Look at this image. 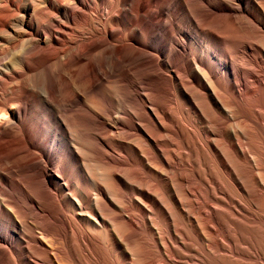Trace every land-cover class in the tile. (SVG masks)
Returning a JSON list of instances; mask_svg holds the SVG:
<instances>
[{
	"label": "bare ground",
	"instance_id": "bare-ground-1",
	"mask_svg": "<svg viewBox=\"0 0 264 264\" xmlns=\"http://www.w3.org/2000/svg\"><path fill=\"white\" fill-rule=\"evenodd\" d=\"M155 3L0 0V264H264V0Z\"/></svg>",
	"mask_w": 264,
	"mask_h": 264
},
{
	"label": "rangeland",
	"instance_id": "rangeland-1",
	"mask_svg": "<svg viewBox=\"0 0 264 264\" xmlns=\"http://www.w3.org/2000/svg\"><path fill=\"white\" fill-rule=\"evenodd\" d=\"M155 4L157 5H154L152 6L150 9H149V13L148 15L144 18L143 20V24L146 26V27H149V28H152L154 26H162V25H167V30L169 31V33L173 36L174 38V41H176L177 43H188V38L185 36V31L188 29V26L187 24L183 23L181 21V17L177 14H168L164 11H161L160 9H157L156 6L159 5V2L161 3L162 0H155ZM180 25V26H179ZM183 28H182V27ZM115 28V29H114ZM113 31L118 35V36H122V32H123V27L122 26H113ZM117 29V30H116ZM64 39V38H63ZM184 39V40H183ZM127 42V43H125ZM119 44H132L134 46H136L138 49H142L143 52L147 53L150 55V57L153 59L154 62H158L160 61L162 58L158 55V53L155 51V50H149L148 48L142 46V45H138L136 43H134L133 41L131 40H127V41H124V42H118ZM145 48V49H143ZM141 50V51H142ZM152 53V54H151ZM48 170H52V166L50 165H47L46 169H44L43 171V165L41 166L40 170H39V174L40 176H43L44 173L45 174H48ZM15 179V178H14ZM3 186L11 191V192H15L14 188L6 185V184H3ZM32 206V204H31ZM261 206L264 208V200L261 201ZM33 209L36 211V212H39V209H37L36 207L33 206ZM239 233L240 234H243V235H248V236H255V237H259L260 235H262L263 233L260 232V231H248V230H245L243 228H239ZM251 232V233H250ZM2 233L0 232V235ZM1 243V242H0ZM3 245L2 248H5V249H10V244H7L5 243V247H4V243H1ZM8 247V248H6Z\"/></svg>",
	"mask_w": 264,
	"mask_h": 264
}]
</instances>
